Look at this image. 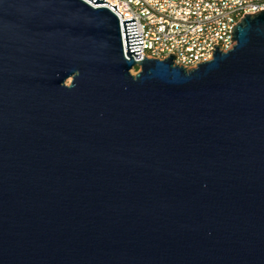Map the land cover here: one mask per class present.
<instances>
[{
	"label": "water",
	"instance_id": "water-1",
	"mask_svg": "<svg viewBox=\"0 0 264 264\" xmlns=\"http://www.w3.org/2000/svg\"><path fill=\"white\" fill-rule=\"evenodd\" d=\"M98 4L0 0V264H264V9L186 68Z\"/></svg>",
	"mask_w": 264,
	"mask_h": 264
},
{
	"label": "built area",
	"instance_id": "built-area-1",
	"mask_svg": "<svg viewBox=\"0 0 264 264\" xmlns=\"http://www.w3.org/2000/svg\"><path fill=\"white\" fill-rule=\"evenodd\" d=\"M116 5L123 47L122 19H134L136 36L141 45L134 58H162V49H172L174 62L186 68L211 59L207 46L217 45L226 51L233 45L231 27L244 13H250L251 5L264 9V0H105ZM232 41V42H230Z\"/></svg>",
	"mask_w": 264,
	"mask_h": 264
},
{
	"label": "bare ground",
	"instance_id": "bare-ground-1",
	"mask_svg": "<svg viewBox=\"0 0 264 264\" xmlns=\"http://www.w3.org/2000/svg\"><path fill=\"white\" fill-rule=\"evenodd\" d=\"M255 11H258V5H251L250 6V13H254ZM215 47H217V45H214V46L208 45L207 46V56H212V53L215 50ZM170 53L173 54L172 49H162V58L169 56Z\"/></svg>",
	"mask_w": 264,
	"mask_h": 264
},
{
	"label": "rangeland",
	"instance_id": "rangeland-1",
	"mask_svg": "<svg viewBox=\"0 0 264 264\" xmlns=\"http://www.w3.org/2000/svg\"><path fill=\"white\" fill-rule=\"evenodd\" d=\"M136 71H137V69L134 68L132 72L135 73Z\"/></svg>",
	"mask_w": 264,
	"mask_h": 264
},
{
	"label": "trees",
	"instance_id": "trees-1",
	"mask_svg": "<svg viewBox=\"0 0 264 264\" xmlns=\"http://www.w3.org/2000/svg\"><path fill=\"white\" fill-rule=\"evenodd\" d=\"M135 69H137V68H135Z\"/></svg>",
	"mask_w": 264,
	"mask_h": 264
}]
</instances>
